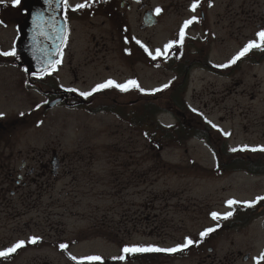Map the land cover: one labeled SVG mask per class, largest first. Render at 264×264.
<instances>
[{
    "label": "rangeland",
    "instance_id": "374dc122",
    "mask_svg": "<svg viewBox=\"0 0 264 264\" xmlns=\"http://www.w3.org/2000/svg\"><path fill=\"white\" fill-rule=\"evenodd\" d=\"M230 1L216 0L207 10L210 29L199 45L204 60L226 63L251 40H258L257 33L264 28L262 21L255 20L264 16V0H233L229 5ZM181 4L177 10L170 6L161 26L134 30L141 43L135 46L122 41L119 32L107 25L78 27L69 48L78 77L63 70L45 76L42 86L48 88L46 83L60 76L63 84H73L82 92L109 79L123 83L137 78L145 92L162 88L173 77L163 63L165 45L190 14ZM8 34L0 30V41ZM157 49L165 54L153 59ZM174 84L156 98L157 112L146 109L145 121L142 98L141 117L135 122L114 111L90 113L84 107L58 103L36 108L34 104L45 96L28 84L21 68L0 63V113L4 114L0 117V169L8 161L19 166V151L28 156L31 166H36L32 159L38 156L50 160L52 149L61 159L58 174H33L20 188L7 185L0 173V251L20 240L26 242V247L3 257L0 264H78L72 256L112 258L123 245L171 248L188 238L198 243L145 258L129 253L116 264H257L256 258L264 253V201L247 213L244 205H236L238 212L226 220H214L211 213L232 211L226 203L229 199L264 196V173L232 170L224 154L243 145L264 146V58L256 63L239 61L235 73L196 67L187 79L181 76ZM130 94L118 99L130 104L127 108L132 111L136 106L131 99L138 94ZM170 96L181 105L168 103ZM28 112L33 115L27 116ZM24 116L27 121H22ZM200 117L215 125L212 136L180 139L177 132L168 137L163 132L164 128L179 130L182 124L193 126L192 119ZM250 151L239 154L247 158ZM257 151L249 155L256 163L264 158V151ZM10 152L12 160L6 158ZM259 162L264 165V159ZM239 221L245 223L239 225ZM217 224L216 232L200 236ZM33 236L40 237L35 244L29 242ZM61 244L68 248L62 249Z\"/></svg>",
    "mask_w": 264,
    "mask_h": 264
},
{
    "label": "flooded vegetation",
    "instance_id": "af4514ba",
    "mask_svg": "<svg viewBox=\"0 0 264 264\" xmlns=\"http://www.w3.org/2000/svg\"><path fill=\"white\" fill-rule=\"evenodd\" d=\"M164 1H169V3H165ZM84 2L85 0H69V4L72 7L67 11L63 8L62 5L60 7L57 6V0H52L51 4L45 3V0H23V4L19 8L12 7L10 2L6 4H0V30L9 32V34L7 35V37L9 38L6 37V39H3L4 41H0V52L5 51L2 48L3 45H9L12 48L15 47V44L20 38L21 29L41 31V29H38L33 23L32 13L34 12L39 11L44 15L42 29L43 31H49L52 36L56 35V33L53 34L52 31H56L57 29L63 28L67 32L66 42L63 43L61 49L63 55L62 57L59 55L58 58L62 62L57 65L56 70L51 71L50 74L40 76L29 73L27 67L20 64L21 57L18 53L14 57L0 55V63H12L21 68L22 73H26L28 84L32 83L35 89L39 90V92H41V94L45 96L42 102H39V104H34L36 108H40L42 106L47 107L49 103L58 101V104L56 106H66L70 108H75L77 106L84 107L90 113H99L105 110L114 111L113 114L122 115L124 118L127 117V119L130 121L135 120V122H137L136 119H140L141 117L140 107L142 106V98H144L145 101L148 100L147 96L143 95L142 92H140L138 89L132 88L126 93L113 87L95 92L91 96L84 97L80 95V92L82 91L79 90L75 85L63 84L60 80V76L55 77V81L53 83H46L48 85V88L42 86V83L46 82L43 79L45 76H55L63 70L70 71L75 76V78L78 77L77 67L73 66L74 55L70 53L69 49L76 40L75 31L78 27L83 26L92 29L95 25H107V27L112 32H119V38H121L122 41L128 42V44L135 46L136 44L141 43H137V41L139 40L136 35L134 36L133 31L136 29H152L161 26L164 17L168 13V11H170L168 10L170 6L177 10L179 7L178 3H182L180 6H182L183 9L189 11L190 14L186 16L183 24H181V26L177 28V32L168 39L166 45H168L173 40L179 39V34L182 27L184 26L185 21L190 20L193 16L198 17V20L196 22H193L185 29V39L182 46L177 44L171 49L167 50V55L164 57L163 63L165 64L168 71L173 73V77L169 82H167L169 86L165 91L170 89L172 90L175 85L174 82L179 77L183 76L184 79H187L189 72L196 67H201L203 70L213 73L224 71L217 68L218 65L223 64L215 63L208 57L204 60L199 54V45L201 44V41L205 40L203 36L206 32L209 33L210 29L207 28L206 24L207 10L215 5L216 0H199L195 12L191 10V6L193 5V3H196L197 0H185L183 2L179 0H87V2L91 4V7H86L78 11L72 10L76 4ZM231 3H233V0L228 4L231 5ZM158 8L161 9L159 13L156 12V9ZM25 9H27V11H25ZM229 12H231V10H229ZM252 13L254 14V16L256 15L254 9H252ZM254 16L251 14L248 18H251L250 20H252ZM255 17V20L258 19L259 21H262V24L264 25V16ZM256 25L259 30L261 26L260 22H257ZM194 30L197 31L196 35L190 33V31ZM261 30H264V28ZM199 31H202V33ZM58 35H61V33H58L57 36ZM112 36L113 38H115L114 33L112 34ZM92 37L95 39V36ZM257 41H259V37ZM190 46H192L193 48L189 49ZM190 51L193 52V56H191V58ZM128 53H131V50H129ZM262 58H264V51L259 49H253L242 57V59H249L255 63L261 61ZM229 61H227L226 64H228ZM226 68L227 69L225 70H228L231 73L236 72V64H230ZM133 80H136L139 83V79L134 78ZM106 81L107 80L103 81L102 83ZM183 84H181V88ZM94 87L95 86L90 88L87 92L91 91ZM69 89H75L76 91H70ZM131 92H133L134 95H136V93L138 94L134 99H131V104L136 106L132 111L127 108V106L130 104L125 101L122 102L118 99L119 97L126 96V94L127 96L131 95ZM110 93H112L114 96L110 97ZM153 98L155 99L157 97L154 96ZM108 99H110L112 103L106 101ZM79 101L82 102L77 103ZM149 110L153 111V108L151 107ZM133 112L134 114H131ZM31 115H33V112H28L27 116ZM132 115L134 117H132ZM27 116H24L22 121H27ZM52 153L53 155L50 160H44L40 156H38V158H33L32 160L36 166H31L28 160V156H22V152L19 151L18 154L21 158L20 165L10 166L11 161H8L10 163L7 166H3L0 169V173L5 176L4 181L7 182V185H16L17 188L26 186L29 177L33 174H37L40 176H43L46 173L58 174L61 167V159L59 158L56 149H52ZM19 157H16V160ZM6 158L8 160L13 159V155L11 154V152ZM52 162L57 165L56 168L53 166ZM11 192L14 193L15 191L11 190ZM24 247H26V244L25 246L21 247L20 250ZM123 248L124 245L121 246L120 253L115 257L123 254ZM13 254H10L8 257H11ZM101 257L105 259V262H103V264H116L117 262L125 261H113L112 258L102 255ZM1 259H3V257H0V260ZM83 264L101 263L84 261Z\"/></svg>",
    "mask_w": 264,
    "mask_h": 264
},
{
    "label": "snow or ice",
    "instance_id": "6c2138e0",
    "mask_svg": "<svg viewBox=\"0 0 264 264\" xmlns=\"http://www.w3.org/2000/svg\"><path fill=\"white\" fill-rule=\"evenodd\" d=\"M11 4L12 7H21V5L23 4V0H0V4H6L9 3ZM198 2L199 0H197L196 3H193V5L191 6V10L193 12H195L197 6H198ZM45 3L51 4L52 0H45ZM63 6V8L67 11L69 8H71L72 6L69 4V0H57V6ZM86 7H91V4L87 2V0H85L84 3H79L76 4L74 6V8L72 10L78 11L80 9L86 8ZM25 11H27V9H25ZM161 11V9H156V12L159 13ZM32 19H33V23L34 25H36V27L38 29H41L40 31V35H47V32H44L43 29V21H44V15L42 12H34L32 13ZM198 20V17L193 16L190 20H187L184 22V26L182 27L180 34H179V39L178 40H173L172 42H170L168 45H165V52H167L168 49H171L172 47H174L175 45L179 44L180 46L183 45L184 39H185V29L191 25L193 22H196ZM57 31L59 33H61V35H58L56 37V39L61 40V43H65L66 39H67V32L65 29L61 28V29H57ZM257 36L259 37V41L257 40H251L239 53H237L229 62L228 64H223V65H218V67H228L230 64H235L238 60H240L243 56H245L247 53H249L251 50L253 49H259L264 51V30H261L257 33ZM35 39V37H34ZM137 43H140L139 41H137ZM142 47L145 48V51H148L147 47L144 45H141ZM58 50H59V46ZM148 54L150 56H152L151 52H148ZM165 53H162L160 49L156 50V54L155 56H153V59H155L156 57H159L161 55H164ZM0 55L3 56H16L17 55V51L16 48L13 47L10 51H3L0 52ZM59 55L62 57L63 52L59 51ZM62 61L59 59H52L51 55H49V59L47 60V64L46 66L41 68V71L39 73H33L34 75H40L43 76L45 74H50L51 71L56 70L57 65H59ZM169 85L165 84L162 87L163 88H167ZM117 88L120 91H124L127 92L132 88L138 89L140 92H145L146 90L142 87H140L139 83L136 80H129L125 83H118L115 80L109 79L104 83L98 84L96 85L91 91L89 92H80L81 96L84 97H88L93 95L95 92L98 91H102L104 89H108V88ZM70 91H76L75 89H69ZM161 88H157V89H152V92H158L161 91ZM39 107V105H38ZM195 111V110H194ZM4 114L0 113V117H2ZM21 115H23V113H21ZM211 123V122H209ZM215 127V125H213ZM225 135H229V133H225ZM233 152L238 151V150H251V151H264V146H258L256 148H251L249 149L248 145H243L241 146L240 149L237 148H233L231 149ZM260 201H264V196H259L257 197L255 200H248V201H239L236 200L235 198L233 199H229L226 203L230 208H233V211H228V212H224V213H220V212H212L211 216L214 220H226L229 219L231 216L234 215V206L236 205H244L247 207H252L254 206L256 203L260 202ZM220 225L217 224L215 227H210L205 229L203 232L200 233V236H208L210 233L216 231V229L219 227ZM38 240H40V237H36L33 236L30 238V243H37ZM194 243H198V241H194L191 238L187 239L186 243H182L179 245H176L175 247H171V248H161L155 245H147V246H141V245H133V246H125L122 249L123 254L119 255L117 257H112L113 260H119V261H123L126 259L127 254L129 253H143V252H176V251H180L183 250L185 248H188L190 245H193ZM26 242L24 240H20L17 243H15L14 245H12L11 247L6 248L5 250L0 251V257H4L7 258L10 254L15 253L19 248L25 246ZM60 247L62 249H67L68 245L67 244H61ZM73 260H77V257L72 256L71 257ZM80 259V264H83L84 261H88V262H101V264H103V257H101L100 255H90V256H85V257H81ZM257 264H260L261 261H264V253H262L259 257L256 258Z\"/></svg>",
    "mask_w": 264,
    "mask_h": 264
},
{
    "label": "trees",
    "instance_id": "16d2710c",
    "mask_svg": "<svg viewBox=\"0 0 264 264\" xmlns=\"http://www.w3.org/2000/svg\"><path fill=\"white\" fill-rule=\"evenodd\" d=\"M237 63H239V62H237ZM185 84H186V82H185ZM154 96H156L157 98H159L160 97V94H155V95L149 96L147 98L148 100H146L145 103H144V107L145 108L142 111L144 113L143 118H142L143 119L142 121H145V118H144L146 116L145 114L148 113L147 110H149L151 107L154 108V111L155 112H157L156 111V102H155L156 98L154 99L153 98ZM180 102L181 101L178 100L177 97H171L170 96L168 103L172 104L173 106H180L181 105ZM182 107H184V104H182ZM157 108H159V107H157ZM177 110L179 111V109H177ZM155 115L156 114H154V116H153V117H155V119H153V123L155 121V123L157 125V121H156V116ZM191 122L194 123L193 126H189L187 124H182L181 125V129H179V130L178 129L176 130L174 128H171V129L164 128L163 129V132L167 135V137L168 136H173L174 135V132H177L179 134V138L182 139V138L195 137V136H198L200 134H202L204 136L205 135H208V134L211 135L213 132H216L217 131L214 127L210 126L207 122H205L202 117H200L199 120L193 118ZM158 127L159 128H162L161 126H158ZM239 153L242 154L243 152H236V153H226L225 152L224 153L225 155L228 156V161L230 163L229 164L230 165V169H232V170H238V169H243L244 168L245 170L247 169V170H250V171H259L261 173H264V165L259 162L261 160L263 161L264 158H260L261 160H258V162L256 163L255 160H254V158H250L249 157V155H251V153H248L247 158H242L243 156H240ZM219 163H220V161H219ZM245 210H246L245 213H247L249 211H252L251 210V207L245 208ZM237 215H239V214H237ZM244 223L245 222L242 223V222L239 221V225L244 224ZM158 254L159 253H156V252H143L140 257L145 258L143 256H148V255H149V257L150 256H158Z\"/></svg>",
    "mask_w": 264,
    "mask_h": 264
},
{
    "label": "water",
    "instance_id": "95a60500",
    "mask_svg": "<svg viewBox=\"0 0 264 264\" xmlns=\"http://www.w3.org/2000/svg\"><path fill=\"white\" fill-rule=\"evenodd\" d=\"M44 32H47V35H40V31L37 30L21 29V35L16 43V49L22 58L21 64L27 66L29 73H39L41 68L46 66L49 55H51L52 59L58 58L59 51L62 47L61 40L56 39L59 32L52 31L53 34L56 33L53 36L49 31ZM57 46H59V50ZM54 104L55 102L51 106Z\"/></svg>",
    "mask_w": 264,
    "mask_h": 264
}]
</instances>
